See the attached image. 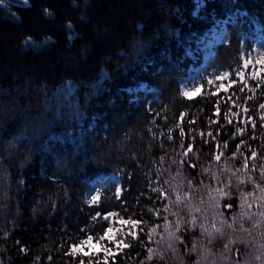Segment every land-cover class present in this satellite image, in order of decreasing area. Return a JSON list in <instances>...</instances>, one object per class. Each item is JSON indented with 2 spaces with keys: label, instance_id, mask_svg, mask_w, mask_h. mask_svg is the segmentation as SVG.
<instances>
[{
  "label": "trees",
  "instance_id": "trees-1",
  "mask_svg": "<svg viewBox=\"0 0 264 264\" xmlns=\"http://www.w3.org/2000/svg\"><path fill=\"white\" fill-rule=\"evenodd\" d=\"M27 1L11 7L16 17L0 7V264H165L148 257L169 197L152 189L171 159L191 146L181 163L192 176L194 153L211 163L222 152L218 162L230 157L237 168L247 159L253 178L264 169V76L246 78L240 38L264 30V0H203L198 14L197 0ZM232 13L211 65L231 87L185 98L189 52ZM143 85L157 94L133 92ZM111 173L122 195L106 189L88 205L91 182ZM228 203L230 214L238 199ZM111 212L139 222L126 246L108 259L74 255L81 240L104 235Z\"/></svg>",
  "mask_w": 264,
  "mask_h": 264
},
{
  "label": "clouds",
  "instance_id": "clouds-1",
  "mask_svg": "<svg viewBox=\"0 0 264 264\" xmlns=\"http://www.w3.org/2000/svg\"><path fill=\"white\" fill-rule=\"evenodd\" d=\"M193 156L199 162L197 176L183 167L186 156L178 153L168 162L164 185L156 189L169 193L167 222L150 259L165 264H264V169L253 178L230 157L209 163L196 153ZM234 199L238 208L226 213L223 209ZM152 234L154 238L156 229ZM234 248L240 259L235 258Z\"/></svg>",
  "mask_w": 264,
  "mask_h": 264
},
{
  "label": "rangeland",
  "instance_id": "rangeland-1",
  "mask_svg": "<svg viewBox=\"0 0 264 264\" xmlns=\"http://www.w3.org/2000/svg\"><path fill=\"white\" fill-rule=\"evenodd\" d=\"M196 14L201 10V6L203 4V0H197ZM28 4V1H27ZM12 6H26L24 0H0V7L5 10L7 13H11L16 17L15 13L11 11ZM237 16L235 13H232L225 20L216 21L215 25L210 29L207 37L203 39L200 44L198 50H194L189 52L190 57L193 60L192 66L188 69L185 78L181 81L180 88L182 95L187 99H193L200 95H202L205 91H214L217 90V85L223 83L225 87L229 88V84L232 82L230 80L229 73L222 69H212L211 65L214 62L216 47L222 43H226L228 40L227 33V24L229 21H235ZM245 21V20H244ZM249 28V27H248ZM241 42H242V61L244 65V69L246 71V78L249 82L253 84L259 83L264 76V30L258 26L254 25L250 27L247 32H243L240 34ZM30 41L32 48H38L41 44H36L31 40ZM46 44V43H45ZM207 65V66H206ZM247 65V67H245ZM227 73V79L217 80L216 76L220 75L223 77ZM213 80L214 83L212 85H208V80ZM196 87H200V92L198 94L193 95L191 98L184 95V92L188 89H195ZM208 89V90H207ZM144 91L145 93H155L157 91L154 89H150L146 85L141 86L139 89H134L133 92ZM226 92V91H219ZM218 92V93H219ZM158 99L157 95L154 97ZM114 190L115 194L119 192L121 196L123 192L122 187V177L118 174L111 173L106 176H101L94 181L91 182L90 187L85 195V201L88 205L97 206L100 203L104 190ZM99 194L100 199L95 204H89L88 201L95 195ZM117 214L116 216H109L107 220V228L112 227L115 235L114 241H109L107 238L94 240L93 244L97 245V247H90L88 245H82V240L75 246L83 247V251L73 253L74 255H83V256H92L96 257L99 255H104V258L108 259L110 256L115 255L119 249L126 246L127 235H129V226L132 227V224H121L118 223L120 218H124V216L120 215L117 212H111ZM110 214V213H109ZM127 221V220H126ZM139 225V224H138ZM138 225L133 228V233L137 232ZM106 230L104 232L105 236ZM122 243H118L121 242ZM112 245V246H111ZM110 250V251H106ZM84 253H88L85 255Z\"/></svg>",
  "mask_w": 264,
  "mask_h": 264
},
{
  "label": "snow or ice",
  "instance_id": "snow-or-ice-1",
  "mask_svg": "<svg viewBox=\"0 0 264 264\" xmlns=\"http://www.w3.org/2000/svg\"><path fill=\"white\" fill-rule=\"evenodd\" d=\"M24 3H25L26 6L30 7V5L27 4V0H24ZM46 13H47V10H46ZM48 14L50 15V13H48ZM25 45H26V46H31L30 41H25ZM245 67H247V65H245ZM227 75H228L227 73H225V75H224L223 77H221L220 75H217V76H216V79H217V80L227 79ZM239 75H240V79H243V73H240ZM213 83H214V81L211 80V79L207 81V84H208V85H212ZM228 86L231 87V83H230ZM221 90H223V91H227V88L225 87V85H224L223 83L218 84V85H217V90H216V92H214V93H212V94H213V95L218 94V92L221 91ZM199 92H200V87H196L194 90H193V89H188V90H186V91L184 92V95L187 96V97H189V98H191L193 95L198 94ZM260 107H261V108H264V104H261ZM244 111H247V109H244ZM215 115H216L217 117L220 115L219 106L216 107ZM238 115H239V113H232V116H238ZM261 119H264V116H262ZM218 122H219L218 120H216V121H211V123H218ZM227 122H228L229 124H232V119H228ZM253 127H254V125H253ZM237 132H238V133H241V129L237 128ZM241 134H242V133H241ZM180 135H181V136L184 135L183 129H181V131H180ZM200 135L203 136L204 134H203V133H200ZM207 135L211 137V136H212V132L209 131V132L207 133ZM169 139H171V136H169ZM213 139H215V138L213 137ZM224 146L227 147V144H225ZM181 147H183V145H181ZM217 147H219V145H217ZM191 151H192V147L190 146V147L187 149V151L184 152V155L187 156V153H188V152H191ZM221 155H222V152H221L219 155H216V156H215V160L219 161ZM254 157H255V154H253V158H254ZM244 168H245V169L247 168V159L245 160ZM156 189H157V188H154V189H152V190H153L154 192H161V193H163V190H162V189H161L160 191H157ZM117 195H119V192H117ZM99 199H100V196H99V194H97V195L93 196V197L88 201V203H89V204H95ZM165 211H166V208H165ZM116 215H117V214H115V213L106 214V215H104V219H105V220H108V219H109V216H116ZM118 223H121V224H129V223H131V224H132V227L135 228V227L138 225L139 222H138V221H132L131 219H129V220L126 221V220H124L123 218H120V220L118 221ZM153 229H156V228H153ZM153 229H152L151 231H153ZM105 238H107L109 241H114V240H115V235H114V232H113V228H112V227H109V228L106 230L105 236H104V237H101V239H105ZM118 243H122V241H121V242H118ZM82 245H88V246H90V247H97V245L93 244V237H92L91 235H89V236L87 237V239H84V240L82 241ZM81 251H83V247H82V246H80V247L73 246V248H72V252H73V253L81 252ZM106 251H110V250H106ZM84 254H85V255H88V253H84ZM148 259H150V257H148Z\"/></svg>",
  "mask_w": 264,
  "mask_h": 264
},
{
  "label": "bare ground",
  "instance_id": "bare-ground-1",
  "mask_svg": "<svg viewBox=\"0 0 264 264\" xmlns=\"http://www.w3.org/2000/svg\"><path fill=\"white\" fill-rule=\"evenodd\" d=\"M207 66V65H206Z\"/></svg>",
  "mask_w": 264,
  "mask_h": 264
}]
</instances>
